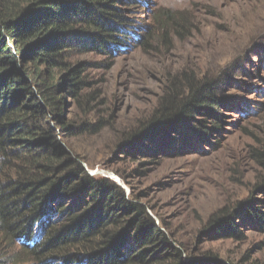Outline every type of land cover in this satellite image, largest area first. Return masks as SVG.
I'll return each instance as SVG.
<instances>
[{
	"label": "rangeland",
	"instance_id": "374dc122",
	"mask_svg": "<svg viewBox=\"0 0 264 264\" xmlns=\"http://www.w3.org/2000/svg\"><path fill=\"white\" fill-rule=\"evenodd\" d=\"M113 8L122 15L114 21L116 42L105 53L68 48L82 82L70 93L65 68L53 70L57 96L64 97L62 118L43 123L90 184L106 179L119 196L145 207L150 226L180 250V264H264V230L246 213L250 205L264 210L258 186L264 165L256 154L264 152V0H115ZM36 66L40 79L50 81V70ZM180 75L210 82L218 101L212 110L200 107L190 119L144 129L127 142ZM182 90L187 93V86ZM102 187L93 197L96 211L107 195ZM91 190L54 191L34 221L33 236L43 239L65 221L62 206L89 214ZM223 209L232 223L210 222ZM45 213L51 221L42 222ZM0 235V264H40L28 244L1 226Z\"/></svg>",
	"mask_w": 264,
	"mask_h": 264
},
{
	"label": "trees",
	"instance_id": "16d2710c",
	"mask_svg": "<svg viewBox=\"0 0 264 264\" xmlns=\"http://www.w3.org/2000/svg\"><path fill=\"white\" fill-rule=\"evenodd\" d=\"M114 1L0 0V226L8 236L28 244L31 248L28 253L40 264H74L78 260V264L181 262L180 250L172 246L164 232L150 226L152 220L145 207L119 196L117 187L106 179L90 184L87 173L69 158L54 129L43 123L48 118H62L64 97L57 96L60 87L52 83L53 70L65 68L64 79L70 93H76L82 82L79 71L73 70L68 62V48L105 53L116 42L114 21H121L122 15L111 9ZM171 24L184 26L177 19H172ZM24 62L35 67L23 68ZM36 65L50 70V81L40 79L42 72L37 71ZM183 85L187 86V93L182 90ZM213 90L206 80L197 84L187 75L173 77L160 107L127 135V142L144 129L165 125L179 117L190 119L200 107L211 111L218 102ZM63 126L61 123L59 128ZM39 144L42 145L37 147ZM30 150L34 151L30 153L32 156L23 154ZM256 154L264 165V152ZM77 173L82 175L79 179L74 178ZM80 185L92 188L89 214L86 209L72 213L62 206L65 221L52 227L43 239L34 237L31 228L53 192L64 194L70 187ZM100 186L108 191L96 211L93 197ZM258 186L264 188V176ZM246 213L264 230V210L250 205ZM218 214L210 222L223 218L226 224L232 223L230 211L223 209ZM47 220L51 221L50 213L43 215L42 222ZM235 234L242 236L240 231ZM165 251L167 255L160 258Z\"/></svg>",
	"mask_w": 264,
	"mask_h": 264
}]
</instances>
